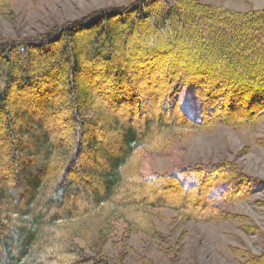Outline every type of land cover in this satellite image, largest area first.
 Returning <instances> with one entry per match:
<instances>
[{"label": "trees", "instance_id": "16d2710c", "mask_svg": "<svg viewBox=\"0 0 264 264\" xmlns=\"http://www.w3.org/2000/svg\"><path fill=\"white\" fill-rule=\"evenodd\" d=\"M10 6V0H0V10L9 13ZM149 20L150 29L158 32L157 39L138 46L130 31L136 32V25ZM176 24L185 33L169 35ZM85 34H89L87 40L83 39ZM62 65L69 94L77 84L91 89L103 82L106 93L115 96L114 103L107 98L106 104L117 106L122 115L130 117L122 123L126 132L121 130L119 141H115L120 144L117 153L110 151L107 159L102 157L99 162L95 158L98 151L94 150L99 141L87 140V151L82 154L95 167L102 164L96 173L91 169L100 178L101 189H92L91 201L83 202L79 213L71 206L58 214L55 207L81 192L78 184L90 187L93 183L89 176L78 183L62 175L75 170L73 159L79 155L78 146L58 138L54 141L43 125L48 114L46 94L56 89L53 66ZM181 92L191 98L192 112L181 106ZM68 101L77 109L70 116L78 126L99 123L100 103L93 104L77 92ZM56 103L58 106L62 101ZM134 117L143 122V130L134 126ZM263 119L264 10L233 11L202 0H131L56 23L34 36L0 37V177L3 164L15 163L20 169L18 185L10 187V201H4L9 194L0 186V264H47L33 248L54 242L63 244L61 250L78 259L75 264H128L120 252L112 258L89 257L73 237L82 232L94 235L84 237L88 244H96L92 247L98 251L99 242L110 237L120 218L125 224L123 236L138 229L153 231L157 237L152 208L175 211L169 233L177 224L190 220H242L243 216L221 206L249 197L260 180L247 177L229 162L192 163L177 171L145 177L140 170L139 151L164 149L170 138L186 132H205L214 125L255 126ZM106 148L104 152L108 153L110 147ZM126 180L136 187L147 185L152 192L176 193L179 200L129 198L132 193L127 189L122 192L123 201L115 199V192L127 184ZM50 181L56 183L51 194L47 187ZM217 181L224 187L216 194L211 190ZM7 227L9 234H1ZM242 227L249 233L258 229L250 222ZM261 231L264 245V228ZM181 233L178 239L186 232ZM177 249L167 250V254H173L169 263L142 256L139 264H178L174 258ZM42 253L46 260L50 257V253ZM242 255L247 257L243 264H264V251Z\"/></svg>", "mask_w": 264, "mask_h": 264}, {"label": "rangeland", "instance_id": "374dc122", "mask_svg": "<svg viewBox=\"0 0 264 264\" xmlns=\"http://www.w3.org/2000/svg\"><path fill=\"white\" fill-rule=\"evenodd\" d=\"M130 1L10 0V12L8 13V10H0V37H14L17 35L34 36L44 32L56 23H63L65 20L85 16L89 12L102 7L125 5ZM202 1L209 5L222 6L233 11L248 12L250 9H254L255 11L264 10V0ZM136 26L138 28L136 32L130 31V34H133V41L137 42L136 45L141 46L144 42H151L157 39L158 32L153 33V29H150L152 26L151 20L144 23L142 21ZM168 33L169 35H180L185 33V31L184 29H180L178 24H176L172 29H169ZM86 34L84 35L85 37L83 36L84 40H87L89 36V34ZM57 47L60 48V45L58 44ZM53 68L54 79L52 83L55 84L56 89L54 92L46 94L48 102L45 101V105L48 114L46 115V122L43 123L44 128L49 132L48 137L54 141L58 138L68 144H74L75 142L76 146H78L79 155L76 154L73 159L75 170L71 171L70 174H68L69 172H65L62 175L67 174L68 177H71L73 181L78 183H81L84 177L87 178L89 176L93 182L90 187H83V182L78 184L82 189L79 188L81 192L78 190V194L68 196L54 210L58 214H62L67 208L72 206L71 208L76 207L75 212L79 213L83 202L87 200L91 201L93 197L92 189L96 187L101 189L100 178L92 174L91 169L96 173L98 170H101L102 164L99 167H95L96 165L91 162V159L89 161L82 154L87 151V140L96 138L99 141V143L94 144V150L98 151V157H95L98 161H102L103 158L107 159L109 153H111L110 151L117 153V146H120V144H116L115 141H119L121 130L122 132H126L122 123H125L126 119L130 116L128 117L127 114L122 115V112L118 111L117 106L106 104L107 98H109V102H113L112 98L115 96L112 93L110 95L106 93L107 90L103 82L98 83V87L95 86L91 89H86L85 85L77 84L74 92L69 94L64 81V66L62 65L59 68L53 66ZM76 80L80 83L78 78ZM75 92L79 93L80 97H88L93 104L100 103L102 107L100 121L102 120V122L98 121L99 123H96L97 125L94 124L93 127L89 123L78 126L71 119L70 114L77 111V109L74 110L73 106L70 107L68 98L72 97ZM58 101H62V103L56 106L55 103ZM179 101L183 108L192 112V100L188 95L181 92ZM118 105L122 104L119 103ZM65 106H67V110L64 109ZM78 108L82 107L79 106ZM113 117L118 119L117 123H115ZM38 120L42 121L43 119ZM135 120L137 119L134 117V126L139 130H143V122ZM98 124L101 126V129L98 127ZM107 146L108 149L110 147L108 153L104 152ZM139 152L142 154V161L139 162L140 170L145 177H150L152 174L158 172L177 171L181 167L191 165L192 163L208 165L210 163L229 162L231 166L245 173L247 177L257 178L260 181L255 180L258 182L255 186L256 192L249 195V197L221 206L223 210L240 214L243 216L242 220H229L223 219V217L213 220H190L177 224L175 230L169 233L175 223L172 219L175 211L165 207L152 208L150 211L152 210L153 212L152 222L156 225L157 237L154 236L155 232L153 231L145 232L138 229L133 230L134 232L130 236H123L122 232L125 224L120 218L115 223L110 237L104 243L100 241L101 245L96 246L99 248L98 251L93 250L96 244H88L86 242L89 237H94V235L82 232V234L74 236L73 241L83 254L89 257L100 255L112 258L119 255L118 253L120 252V255L124 256V262L128 264H139L142 256L152 258L155 262L169 263L173 254H167V250L171 249L173 251L178 246L176 250L177 255L174 256L178 264H243L247 261V257L242 255L243 253L247 254L250 252L258 255L264 251L261 236V230L264 228V185H260L264 184V119L255 126L236 128L227 125H214L205 132H186L170 138V142L164 149H158L156 152H145L144 150ZM79 156L84 157L80 158ZM5 162L8 161L6 160ZM2 167L3 173H1L0 177V186H3L9 194L4 201H10V197L12 198V189L10 187L18 185L16 179L18 173H20V169H18L15 163L3 164ZM62 172L60 171V173ZM6 174L7 177H2L3 175L6 176ZM48 183V193L51 194V191L54 190L51 189L56 183H52L51 181ZM136 186L135 183L127 181V184H124L121 190L115 192L117 195L114 198L123 201L122 192H124V189H127L130 191L129 193H132L129 198L136 199L146 196L149 201L179 200L178 195L173 192L162 193L161 190L152 192L147 185ZM222 187H224V184L221 181H217L211 192L215 191L217 194L222 190ZM129 218H132V216H129ZM129 220L132 221L131 219ZM127 222L129 223V221ZM249 222L258 225L257 231L249 233V231L243 229L242 225ZM126 228H129V226L127 225ZM4 230L1 231V234H9V227ZM181 231H185L186 233L178 239L177 237L182 234ZM85 235L88 238H85ZM56 247H58V251H56ZM12 248L14 250L16 246L12 245ZM61 248L64 249L63 244L60 246L59 243L55 244L54 242L50 246H44L43 244L33 249L35 254H40L42 257L40 259L47 264H75L78 261L74 255H70L68 251L64 253ZM42 251H46V254L50 253V257L47 260L49 258L51 260L47 261L43 257ZM47 256L45 255V257ZM82 264L84 263L82 262Z\"/></svg>", "mask_w": 264, "mask_h": 264}]
</instances>
